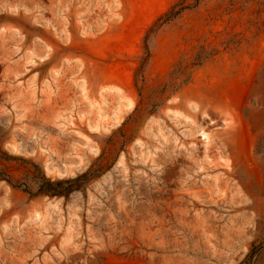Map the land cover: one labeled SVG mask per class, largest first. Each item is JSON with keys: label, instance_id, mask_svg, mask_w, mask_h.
<instances>
[{"label": "rangeland", "instance_id": "obj_1", "mask_svg": "<svg viewBox=\"0 0 264 264\" xmlns=\"http://www.w3.org/2000/svg\"><path fill=\"white\" fill-rule=\"evenodd\" d=\"M194 2L0 0V169L92 174L0 180V264H264V0Z\"/></svg>", "mask_w": 264, "mask_h": 264}, {"label": "trees", "instance_id": "obj_2", "mask_svg": "<svg viewBox=\"0 0 264 264\" xmlns=\"http://www.w3.org/2000/svg\"><path fill=\"white\" fill-rule=\"evenodd\" d=\"M199 2L200 0H195L193 4H187L186 6H183L181 8H177V5L172 6L171 9L168 10L162 16V20L159 23V26H162L165 23H168L169 21L174 19L184 9L197 7ZM152 30L154 29L153 28L149 29L148 33L146 34L145 39L148 38V35L151 33ZM147 54L148 56L150 55V52L148 49H147ZM4 155H6L8 160H18V159L20 160L21 159L22 161L26 163H30L28 162V160L24 158H20L17 156H10L9 154H4ZM31 166L33 167L32 173L35 174L36 176V180H35L36 190L35 191H33L27 184H22L14 180V178L3 169H0V180H4L8 182L14 187L21 188L23 191L27 192L31 197L42 196V195L53 197V196H68L72 191L79 189V187L82 184L86 183L92 177V174L84 173L72 179H52L43 172V170L38 164L31 163Z\"/></svg>", "mask_w": 264, "mask_h": 264}]
</instances>
